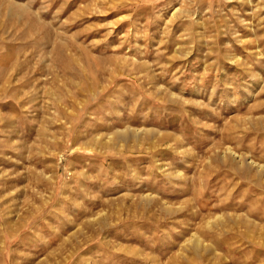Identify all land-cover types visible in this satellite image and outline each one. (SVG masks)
Here are the masks:
<instances>
[{
  "label": "rangeland",
  "instance_id": "1",
  "mask_svg": "<svg viewBox=\"0 0 264 264\" xmlns=\"http://www.w3.org/2000/svg\"><path fill=\"white\" fill-rule=\"evenodd\" d=\"M0 264H264V0H0Z\"/></svg>",
  "mask_w": 264,
  "mask_h": 264
},
{
  "label": "bare ground",
  "instance_id": "2",
  "mask_svg": "<svg viewBox=\"0 0 264 264\" xmlns=\"http://www.w3.org/2000/svg\"><path fill=\"white\" fill-rule=\"evenodd\" d=\"M218 158V157H217ZM242 161V160H241ZM248 164V163H247ZM242 165V164H241ZM244 167V166H243ZM253 167V166H252ZM250 168H251V166H250ZM244 169V168H243ZM262 170V169H261ZM250 171V170H249ZM259 174V173H258ZM6 224V223H5ZM9 223L8 224H6V227L8 228L9 226ZM19 227V226H18ZM13 232H14V230H12ZM10 235H12V232L11 233H9ZM15 235V234H14ZM197 244H198V240H195L194 241V243H193V248H197Z\"/></svg>",
  "mask_w": 264,
  "mask_h": 264
}]
</instances>
